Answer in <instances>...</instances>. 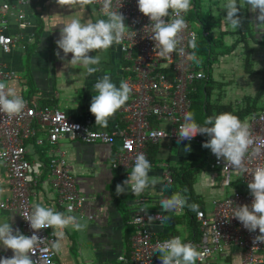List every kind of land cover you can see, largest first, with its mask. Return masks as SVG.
<instances>
[{
  "label": "crops",
  "instance_id": "obj_1",
  "mask_svg": "<svg viewBox=\"0 0 264 264\" xmlns=\"http://www.w3.org/2000/svg\"><path fill=\"white\" fill-rule=\"evenodd\" d=\"M5 1L7 3V6L3 7L7 21L5 30L8 34L18 36L19 43L8 53L0 51V60L15 74V78L7 83L13 85L34 107H58L69 117L86 123L95 130L113 132L124 128L126 126L122 112L124 105L108 119L106 127L95 124V116L90 112L92 97L97 94L94 91V84L98 78L109 74L117 87L123 81L126 63L119 45L113 44L107 51L90 53L101 56V63L96 66L99 71L91 75L82 67L70 65L68 60L71 59V53L64 60L56 55L58 50L56 40L60 37L63 23L69 22L73 17H83L93 22L107 17L98 12L93 4L80 7L59 5L57 0H31L28 5L15 4L12 7V2ZM194 3L193 6L199 9L200 14L202 13L203 20L211 22L210 25L206 23L211 39L206 47L209 49L212 46L214 52L211 53L209 60L211 62L217 60L218 63L224 60H241L246 73L260 76L256 92L243 96L249 97L253 102L252 98H255L261 87L264 70V32L257 29L253 20L256 14L250 10L245 0H237V3L242 5L240 15L243 24L241 28L233 30L225 19L226 11L222 7L225 0H195ZM203 3L210 9L206 16L200 7ZM190 9L194 22H197L193 23V26L201 27L203 23L197 21L192 10L194 8ZM21 13L25 15V20L18 21L17 14ZM189 18L191 19L190 16ZM260 27L264 28V25ZM200 50L199 45L197 59L205 64L203 60L207 61L206 56L204 58L202 53H199ZM59 51L63 56V51ZM25 52L26 62L23 57ZM246 60H250L248 68ZM252 60H255L254 63ZM221 74L226 75V72L223 70ZM218 91H221V85ZM232 93L234 94V89ZM225 94L222 98L221 94H216L211 101L221 105L229 104L232 108L244 103L243 98L240 101L232 100L233 94L227 97V100H223L226 99L223 97ZM256 107L261 110L264 104H256ZM197 120L198 124L202 125L205 118L198 115ZM33 125L35 129L36 124ZM203 137L205 140L209 138L207 135ZM118 144V138L111 144L87 143L71 135L51 144L40 126H36L35 135L25 141L26 157L30 162L28 180L31 184L32 204L41 203L54 207L57 211L74 216L82 225L80 229L71 226L64 228L62 237L55 235L56 242L61 245L55 255L57 264H135L129 257L130 237L136 231L130 220L139 208L147 211V227L154 238L169 239L180 236L185 243L195 245L199 240V234L195 231L198 230L194 221L195 211L203 210L209 213L212 211L214 200L230 196L235 191L249 190L241 184L236 174L231 175L228 185L224 183V172L220 168L211 167L209 150L202 147L203 142L184 140L178 144L177 139H161L147 147V159L152 165L149 176L157 178L158 183L146 188L139 195L133 194L129 188L127 192L117 196L116 185L127 179L126 173L132 171L112 167L111 162ZM189 144L191 151L185 152L184 147ZM59 152L63 154L75 177L77 188L85 199L82 208L77 211H73L69 202L58 205L57 193L50 184L48 163L51 155L56 156ZM165 173L171 176V181L165 178ZM0 189H3L0 193L2 199L9 193V185L6 167L1 162ZM176 192L187 198V204L180 213L162 211L160 200ZM191 204L198 205L197 210L193 211L188 206ZM155 212L162 215L161 220L148 219V215ZM164 217L168 219L165 220ZM3 222H9L14 229L20 230V218L16 210L1 208L0 223ZM49 230L53 233L52 228ZM12 255L11 249H5L0 244V258ZM159 255L156 260L161 262ZM257 257L259 258L257 264H264V247L258 251ZM240 262L241 252L236 246L217 251L209 259V264Z\"/></svg>",
  "mask_w": 264,
  "mask_h": 264
},
{
  "label": "built area",
  "instance_id": "obj_2",
  "mask_svg": "<svg viewBox=\"0 0 264 264\" xmlns=\"http://www.w3.org/2000/svg\"><path fill=\"white\" fill-rule=\"evenodd\" d=\"M12 7L15 4L25 5L31 0H9ZM192 1V0H191ZM4 2V3H3ZM101 13L102 0H94ZM5 0H0V51L8 53L18 44V36L8 34L5 30L6 19L3 7ZM125 16L126 29L121 44L126 65L122 80L127 82L132 91L128 102L122 107L126 126L113 132L95 130L90 125L69 117L59 108H35L31 102L25 101L24 109L14 115L0 113V162L6 167L9 193L0 199V209L16 210L20 218V231L32 235L33 229L26 220L33 211L30 199L31 184L28 180L30 163L26 158L25 140L35 135L34 123L42 126L47 140L53 144L68 135L83 142L114 143L118 138L113 161V168L131 170L135 157L143 153L148 155L147 147L161 139H177L178 128L183 123L184 114L189 112L194 91V83L206 77L205 66L188 59L192 54L189 41L193 34L198 36L195 26L191 24L186 13H181L186 21V27L177 35L176 50L170 55H161L156 42L151 39L152 27L148 16L138 9L137 0H113V10H118ZM175 18L170 10L169 21ZM17 20H25L24 14H17ZM205 32L204 29L201 31ZM202 66V67H201ZM202 73L201 76H197ZM15 78L10 67L0 60V82H9ZM253 138L244 159L243 168H234L209 150L210 165L224 172V183L228 185L231 175L236 174L243 186L248 187L252 172L258 166H264V108L247 120ZM166 136L163 138V134ZM210 139V137L208 138ZM207 139V140H208ZM188 141V140H185ZM206 141L202 134H197L191 141L202 143ZM126 176H129V173ZM48 174L52 188L57 193V204L69 202L73 211L82 208L85 199L80 194L74 175L63 154L51 155L48 163ZM165 178L171 181L169 174ZM253 196L248 191H235L232 195L214 200L212 211L195 212L198 224L199 240L195 243L201 253V259L196 264H209V259L215 252L229 246H236L241 252L240 264H257V253L263 249L264 242L256 241L259 230L250 232L235 217H232L236 207L251 205ZM182 209L174 210L180 213ZM159 212L152 214L155 220H161ZM142 219L137 222V218ZM136 231L131 235L130 260L135 264H161L156 260L158 252H153L156 244L166 239L154 238L147 227V214L144 208L137 209L130 220ZM41 241L32 258L36 264H57V251L52 247L56 242L54 233L49 228L37 232Z\"/></svg>",
  "mask_w": 264,
  "mask_h": 264
},
{
  "label": "clouds",
  "instance_id": "obj_3",
  "mask_svg": "<svg viewBox=\"0 0 264 264\" xmlns=\"http://www.w3.org/2000/svg\"><path fill=\"white\" fill-rule=\"evenodd\" d=\"M30 3L31 1L25 5ZM57 3L65 6L84 7L93 4L94 0H57ZM245 3L256 14L253 20L258 31L264 32V28L260 27L264 25V0H245ZM137 4L139 11L148 16L151 21V39L156 42L161 55L167 56L173 53L178 43L177 35L186 27V21L181 13H186L189 10L191 0H137ZM94 6L100 12L98 7ZM222 7L226 11L225 19L230 23L232 29L241 28L243 24L240 15L242 5L238 4L237 0H225ZM170 10L175 13V18L171 21L166 19L169 17ZM102 11L103 15L107 17L106 19L101 18L93 22L85 20L83 17H73L69 22L63 23L60 28V37L56 40L57 57L64 60L71 53V59L68 60L70 65L84 68L89 75L99 71L96 66L101 63L100 55H90V53L107 51L113 44H121L126 29V18L119 9L113 10V0H102ZM187 17L190 21L189 12ZM197 21L201 23L199 20ZM191 24L193 25L192 22ZM202 29L204 28L202 27ZM189 44L193 52L188 59L199 64L195 52L197 43L194 34ZM59 50L63 51V56L60 55ZM121 54L123 57L122 50ZM201 75L202 73L197 74V76ZM94 91L97 94L92 97L90 112L95 116V124L106 127L108 119L125 105L132 89L125 81H121L117 87L110 75L105 74L98 78L94 84ZM23 98L25 97H22L13 85L0 82V113L8 115L20 113L25 107ZM36 126L39 125L36 124ZM40 127L42 128V126ZM197 134L210 137L203 142L202 147L209 148L218 160L223 159L234 168L244 167L245 156L254 142L248 121L241 120L232 112L209 116L202 125L196 122L193 112H186L183 123L178 128L177 143L184 140L191 141ZM165 136L166 133L163 134V138ZM184 151H191L190 144L185 145ZM151 168L152 165L146 155L138 154L128 178L116 185V195L124 194L129 188L133 194L139 195L146 188L158 183L157 178L149 176ZM251 175L248 188L253 196L252 203L250 206L243 204L236 207L232 217L237 218L250 232H255L258 229L260 235L256 236L255 240L264 242V166L256 167ZM2 192L3 189H0V193ZM186 204L187 198L179 192L160 200V208L164 212L182 209ZM188 206L193 211L198 208L196 204ZM68 211L70 212L71 208ZM145 214H147L146 210ZM159 215L160 213L156 216ZM152 218V215H148L149 220ZM140 219L142 217H138L137 222ZM164 219L167 220L168 217H164ZM26 220L30 222V227L34 230L30 236L23 234L19 228L14 229L9 222L0 223V244L13 252L11 257L0 258V264H36L32 256L41 241L37 235L41 229L52 228L54 235L62 237L64 228L71 226L74 229H80L82 227L74 216L66 215L54 207H48L41 203L34 204L33 211ZM52 247L59 251L61 245L59 242H54ZM153 252L160 254L161 264H196V261L201 259V253L196 246L190 242L185 243L180 236H174L157 243Z\"/></svg>",
  "mask_w": 264,
  "mask_h": 264
},
{
  "label": "trees",
  "instance_id": "obj_4",
  "mask_svg": "<svg viewBox=\"0 0 264 264\" xmlns=\"http://www.w3.org/2000/svg\"><path fill=\"white\" fill-rule=\"evenodd\" d=\"M194 1L195 0L191 1V7L194 8L192 10L194 11L197 20L201 22L202 21L201 14L199 13V9L193 6L195 5ZM190 10L191 9L189 8L188 12ZM189 16L192 18V15L190 12H189ZM202 27L205 29V32L204 33L201 32L202 34H198V36L196 37L197 48L195 49V52H198V47L200 45L201 50L199 51V53H202L203 57L205 58L206 56V59H207V61L203 60V62L206 61V63L203 64V66H205L206 77L194 83L195 89L190 94L192 98V102H191V107L189 111L195 114V119L197 123H198V120H197L198 115L203 116L205 119H207V117L209 116H215L222 112H232L233 114L237 115L241 120L250 119L252 116L256 115L258 111L260 110V108L256 107V102H257L256 100H258L264 94V70L262 72L263 75H262V82L260 85L261 87L258 93L256 94L255 98H252L253 102H251V99L246 96V97H243L244 103L234 108H232L229 104L221 105L215 102L212 103L211 100L209 99V95H211L210 93L212 91V87L210 86V82H209V81H212V76L210 75L211 60H209V58L212 55L211 53H214V52H213L212 46H210L209 49L208 47H206L207 42L211 41L210 37L208 36V33H209L208 25L206 28L202 24ZM189 48H190V51L193 52V49L190 47V44H189ZM249 65H250V60H246L247 68ZM201 96H203V99H199V97ZM194 221H196L195 213H194ZM196 226L198 229V224ZM195 231L198 232V234L200 235L199 230H195Z\"/></svg>",
  "mask_w": 264,
  "mask_h": 264
},
{
  "label": "rangeland",
  "instance_id": "obj_5",
  "mask_svg": "<svg viewBox=\"0 0 264 264\" xmlns=\"http://www.w3.org/2000/svg\"><path fill=\"white\" fill-rule=\"evenodd\" d=\"M201 10L204 12L203 14H207L210 12V9L206 3L200 4ZM206 16V15H205ZM204 17L201 13V20L203 25L207 28V25H210L211 22L209 20L204 21ZM190 21L192 23L197 24V22H194V19L191 18ZM211 29L212 26H210ZM199 34H201L202 26L199 28H195ZM201 30V31H200ZM200 31V32H199ZM226 53V51H225ZM24 62L27 60L26 52L23 54ZM238 61V62H237ZM253 63L255 60H252ZM206 63V61L204 62ZM223 64V65H222ZM222 66V67H221ZM202 67V66H201ZM221 67V68H220ZM253 67V65H252ZM225 71L226 75H222L221 71ZM210 75L212 76V81L210 82V86L212 87L211 95H209V99L212 100L214 96L221 94H225L223 96L227 100V97H230L233 93L234 89V98L232 100L240 101L245 94H254L259 86L260 83V76L255 73H246L244 68H242V62L241 60H224L223 62L218 63L217 60H213L211 62V70ZM219 85H221V91L219 90ZM218 89V90H217ZM237 94H236V93ZM241 93V95H239ZM238 95V96H236ZM25 97V96H24ZM199 99H203V96L199 97ZM214 103L213 101H211ZM234 102V101H233ZM257 105H263L264 104V96H262L257 102ZM59 252V251H58Z\"/></svg>",
  "mask_w": 264,
  "mask_h": 264
}]
</instances>
